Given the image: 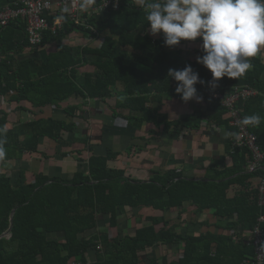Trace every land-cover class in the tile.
I'll list each match as a JSON object with an SVG mask.
<instances>
[{
	"label": "trees",
	"instance_id": "obj_1",
	"mask_svg": "<svg viewBox=\"0 0 264 264\" xmlns=\"http://www.w3.org/2000/svg\"><path fill=\"white\" fill-rule=\"evenodd\" d=\"M16 1L0 0V5ZM137 1L123 0L119 9L108 10L101 20L88 15L84 25L65 17L56 33L45 32L43 46L68 39L76 32L99 35L102 43L61 44L42 58L25 55L37 50L30 46L24 20L18 18L0 25V96L16 105L14 111H31L26 106L30 103L35 108L54 106L72 117L79 115L80 108L66 104L71 97L105 102L117 97L116 109L145 113L135 122L127 117L135 127L151 121L157 126L163 124L165 131L171 127L196 130L204 115L200 109L172 121L167 114L150 110L148 104H162L166 97L184 102L175 92L177 82L167 78L169 68L180 70L191 65L205 82L211 79V72L196 59L186 58L181 48L167 47L162 37L148 34L147 9L138 7ZM52 12L48 17L51 24L57 10ZM185 42L188 41L180 43ZM250 62L252 67L245 76L223 77L214 90L207 83L195 85L198 95L215 106L210 120L229 126L228 110L212 94L231 93L237 87L258 90L255 96L239 101L244 116L264 117V62L257 56ZM85 65L95 70L82 72L80 68ZM119 83L123 89H119ZM113 113L117 115L115 109ZM36 115L32 120L11 121L10 111L0 108V128L7 129L6 157L2 162L29 161L35 155L49 158V142L55 145V154L66 157L74 152L64 148L72 144L65 140V133L76 130L75 121ZM232 129L229 155L233 164L212 170L209 179L186 177L176 169L155 173L148 181L135 179L126 174V169L110 167L109 161L116 160L120 152L110 149L106 154H95L91 146L87 170H79L72 177L47 174L42 166L30 174L31 164L22 166L15 178L9 170L0 172V236L12 228L10 237L0 238V264H87L91 258L92 264H247L246 260L254 256L253 230L259 216L264 215L257 189L251 190L248 183L264 176V160L258 173L249 172V149L234 145L237 131ZM249 129L264 152V119ZM43 144L45 150L41 149ZM235 184L244 189L230 197L228 190ZM186 202L193 207L190 219L183 218ZM176 208L180 210V221L163 216V212ZM206 210L231 224L221 226L216 222L215 230L196 232L198 225L211 226L197 218ZM129 214H133L135 232L121 234L120 225L131 219ZM106 217L110 219L111 232L102 229ZM261 225L264 228V222ZM238 226H242L241 231ZM169 248L179 256L171 258L165 253Z\"/></svg>",
	"mask_w": 264,
	"mask_h": 264
},
{
	"label": "crops",
	"instance_id": "obj_2",
	"mask_svg": "<svg viewBox=\"0 0 264 264\" xmlns=\"http://www.w3.org/2000/svg\"><path fill=\"white\" fill-rule=\"evenodd\" d=\"M93 15L101 20L105 18L106 12L89 11V16ZM154 37L162 36L156 35ZM102 41L99 35L85 36L76 32L71 34L68 39L60 38L48 46H43L42 44L41 47L34 48L37 50L36 52L27 51L25 55L42 58L46 57L50 49H56L61 44L99 46ZM201 43L200 38H197L196 41L180 43L175 48H181L186 58L196 59L200 55ZM257 57L264 62V50H261ZM80 70L82 72H92L95 67L85 65ZM261 78L264 81V72ZM118 86L119 89L124 87L122 83H119ZM66 104L78 106L80 108L78 114L83 115H78L77 117L68 116L62 109L54 113L56 108L54 106L35 108L30 103H27L26 106L31 111H14L13 108L16 105L9 104L3 96H0V108L10 111L9 118L11 121L32 120L37 116L36 114H39L45 117L65 118L67 121L73 120L77 123V128L74 132L65 133V140L72 144L65 147L64 150L74 152L66 157L55 154V151H53L55 145L49 142L48 149H46L50 155L49 158L43 159L41 155H35L29 161L24 160V162L4 163L1 160L0 164L2 167L11 166L10 168H13L12 176L15 175L16 171L18 173L22 166L25 167L31 164L29 167L30 174L37 172L42 166V170L47 174H63L65 177H72L79 170H84L85 168L87 170L88 159L92 153L89 150V146L93 148L95 154H106L110 149L120 152L116 160L109 161L110 167L126 169V174L143 181H148L155 173L164 174L170 169H176L183 172L184 176L193 177L197 180L209 179L208 176L212 170L223 169L225 166L233 164V159L229 155L231 141L234 137L233 127L230 123L229 126L219 125L215 121L210 120V116L214 115L215 106L207 101L203 100L198 103L193 99L188 102H181L176 98L166 97L162 104L150 102L148 104L150 110H159L162 114H167L169 120L172 121L188 116L197 109L204 112V115L197 122L199 127L196 130L187 127H171L169 131L164 130L163 124L157 126L151 121H144L139 127H135L134 124L129 122L127 117H131L130 121L135 122V118H142L145 113H131L126 109H116L117 97L110 98L106 102L101 100L84 101L80 97H71L66 101ZM114 109L117 112L116 116L113 113ZM86 138L89 140L88 144L83 143ZM45 145H41V149L45 150ZM76 150L82 151V154H78ZM42 159L43 162H41ZM1 172H6V170ZM257 181L258 176L250 180L248 184L251 190L256 189ZM249 188L247 189L249 190ZM242 189H244L243 186L239 184L232 185L228 190V195L233 197ZM184 208L186 210L183 218L188 217L190 219L193 207H191L189 202H186ZM179 212L180 210L176 208L166 213L163 212V216L165 214L168 219L180 221L178 218ZM131 217H133V214L129 216V218ZM137 218H139V215H137ZM197 218L200 219V222L205 220L210 222L211 226L198 225L195 228L196 232H204L208 229L215 230L214 224L216 222L221 226L231 224L228 219L215 217L211 210L202 212ZM133 223L132 218L128 220L129 225ZM237 229L241 231L242 226H238ZM165 253L170 255L171 258L179 256V253H173L172 248L166 250ZM92 263V261H89L87 264ZM70 264L82 263L80 261H72Z\"/></svg>",
	"mask_w": 264,
	"mask_h": 264
},
{
	"label": "clouds",
	"instance_id": "obj_3",
	"mask_svg": "<svg viewBox=\"0 0 264 264\" xmlns=\"http://www.w3.org/2000/svg\"><path fill=\"white\" fill-rule=\"evenodd\" d=\"M137 6L147 9L148 34L161 35L165 46L175 47L182 40H202V55L196 61L210 70L209 81L201 79L191 65L167 71V78L177 82L175 92L184 102L203 101L197 93V83H207L214 90L223 77L245 76L252 67L250 58L264 50V0H138ZM262 119L252 114L238 123L259 126ZM6 132L0 128V160L6 157Z\"/></svg>",
	"mask_w": 264,
	"mask_h": 264
},
{
	"label": "built area",
	"instance_id": "obj_4",
	"mask_svg": "<svg viewBox=\"0 0 264 264\" xmlns=\"http://www.w3.org/2000/svg\"><path fill=\"white\" fill-rule=\"evenodd\" d=\"M123 0H93L87 4L86 0H17L14 4L0 5V25L5 26L12 20L22 19L27 24L29 43L32 48L41 47L45 38V32L51 30L54 34L64 24V18L69 17L75 24L84 25L89 11L107 12L110 9H119ZM83 6V7H82ZM57 10L53 24L48 17ZM258 94V90L249 87H237L231 93L214 92L212 97L221 102L230 116V125L237 131V141L234 145L249 149L250 159L247 169L251 173H258L262 168L264 152L258 143V138L249 126L240 125L238 122L244 117L238 107L240 100H247ZM258 192V204L264 206V176L259 175L256 185ZM264 215L261 214L258 224L252 233L254 256L246 260L247 264H264Z\"/></svg>",
	"mask_w": 264,
	"mask_h": 264
},
{
	"label": "rangeland",
	"instance_id": "obj_5",
	"mask_svg": "<svg viewBox=\"0 0 264 264\" xmlns=\"http://www.w3.org/2000/svg\"><path fill=\"white\" fill-rule=\"evenodd\" d=\"M60 110L58 109V108H55L54 109V113H57V112H59ZM0 163H1V160H0ZM10 165H13V164H11V163H9ZM11 167V166H10ZM9 166H6L5 168L4 167H2L1 166V164H0V172L1 171H7V170H9V173L10 172H12V169L13 168H10ZM13 173H14V171H13ZM12 174V173H11ZM16 174H17V171L15 172V175L14 176H12L13 178H15V176H16ZM131 215V214H130ZM109 217H106L105 219H104V227H102V229L104 230V231H107V232H111V230H110V227H109ZM133 226H135V223H133L132 225H129L128 224V221H123L122 223H121V225H120V232H121V234H127L128 232L129 233H134L135 232V227H133ZM133 228V229H132ZM93 232H95V231H93ZM152 252V251H151ZM150 252V253H151ZM156 252H157V254H159V248L156 250ZM151 256H152V254H150ZM92 260V258L90 259V261Z\"/></svg>",
	"mask_w": 264,
	"mask_h": 264
},
{
	"label": "water",
	"instance_id": "obj_6",
	"mask_svg": "<svg viewBox=\"0 0 264 264\" xmlns=\"http://www.w3.org/2000/svg\"><path fill=\"white\" fill-rule=\"evenodd\" d=\"M16 209H14L13 213H15ZM12 235V228H10L8 231H6L5 233H3L0 238L2 237H10Z\"/></svg>",
	"mask_w": 264,
	"mask_h": 264
}]
</instances>
